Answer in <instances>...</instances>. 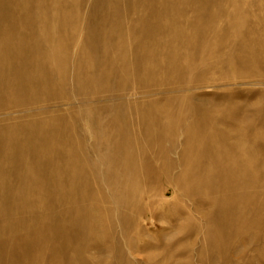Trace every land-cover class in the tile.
I'll return each instance as SVG.
<instances>
[{"label": "rangeland", "instance_id": "obj_1", "mask_svg": "<svg viewBox=\"0 0 264 264\" xmlns=\"http://www.w3.org/2000/svg\"><path fill=\"white\" fill-rule=\"evenodd\" d=\"M0 264H264V0H0Z\"/></svg>", "mask_w": 264, "mask_h": 264}]
</instances>
